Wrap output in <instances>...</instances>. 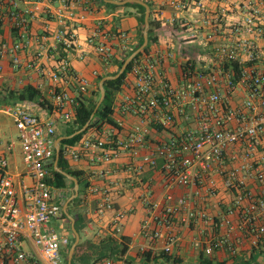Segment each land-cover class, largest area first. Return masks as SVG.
<instances>
[{"label": "crops", "instance_id": "crops-1", "mask_svg": "<svg viewBox=\"0 0 264 264\" xmlns=\"http://www.w3.org/2000/svg\"><path fill=\"white\" fill-rule=\"evenodd\" d=\"M120 1L123 0H76L72 10L74 17L71 21L65 19L67 25L75 27L74 32L77 37V47L67 57L68 66L76 77L85 79L88 83V92L85 94L79 93L75 84L67 86L69 94L76 100L90 99L95 90L96 77L108 70L101 55L95 49V44L97 40L100 41V38L96 37L93 44L88 43L93 33L104 34L106 42L112 45L114 52L120 47L127 49L137 43V9L126 8L123 5H116L119 7L113 9L106 5H115L112 2ZM148 1L151 3L149 9L152 18L160 24V28L156 30L157 42L150 47L149 59L155 64L156 77L168 80L173 86L181 81L184 64L189 62L197 68L214 65L215 48L226 39L237 37L232 33L230 25L242 15L240 8L243 0L218 2L206 0L204 11L194 5L197 0H179L186 4L183 10L171 7L169 0ZM222 7L226 8L227 12L220 21V29L217 30L220 34L214 42L208 41L206 36L211 30L204 21L211 18ZM59 9L60 5L57 2L47 4L45 0H0V134L4 141L0 154L5 155L6 158L14 155V145L19 144L17 130L7 112L11 107L21 105L41 120H53L56 127L54 146L61 138L57 137L66 125L53 108V91L63 88L64 85L51 80V73L57 70L60 51L54 40L55 34L60 29ZM15 13L27 20L26 29L22 33L14 28ZM61 15L68 17L65 11ZM79 16L82 19H79ZM120 33L126 35L125 40L120 39ZM15 45H20L16 51L20 61L18 68H13L12 65L11 51ZM169 53H172V56H168ZM27 86L37 91L39 98L32 101H18V96ZM244 97L245 93L242 89H238L228 97V102L233 107H239ZM133 98L134 77L128 75L121 90L115 94L112 105V118L119 129L104 126L100 135L95 131H89L85 137L101 138L110 133L114 140H124L127 134L139 124L138 116L126 112L129 104L127 102ZM40 99L52 109L49 111L41 107ZM157 118V113L150 117L151 122L146 126L148 128L147 144L139 148L135 155L120 152L112 160L101 163L94 162L90 152L83 154L78 160L65 156L70 170L82 173V182L77 181L76 197L79 196L81 201L76 209L83 214L84 238L81 239L78 234L79 239L72 255V258L75 257L73 262L99 264L106 259L103 256L107 254L103 241L110 237L119 243L125 237L129 239V244L127 252L122 257L129 264H223V262L225 264H264V235L257 244L252 243L253 229L244 225L242 220L247 201L240 204L235 202V192L223 186L222 177L216 171L217 165L213 164L205 177V180H213L216 185L214 195L207 197L205 192L196 188L167 186L165 177L160 172L162 159L157 154H155L157 159L155 167H150L143 162L144 157L153 154V148L156 145L167 141L171 135V130L163 129L157 123ZM186 125H183V122L179 123L175 130L181 131L183 126L190 129L195 127L194 122ZM10 143L12 150L8 153ZM258 151L259 154L255 158L264 159V145ZM233 152H239V150L232 149L228 153V157L222 163L225 169L233 165V162L229 161ZM85 184L88 186L84 187ZM246 187V191L253 197L264 195V185L251 179L246 181ZM93 189L97 191L93 192ZM102 191L108 193L113 209L99 215L96 210L103 198ZM69 192L71 196L73 186ZM55 193V201L62 206L64 214V205L69 199H65L68 190L55 189ZM185 197L194 209L205 210L212 221L191 223L186 227L182 221L184 209L181 208L170 218V226L165 227L161 222L162 210L175 206L179 199ZM229 211H231L230 214ZM116 213L124 214L117 226L113 222ZM223 217H228L232 222L233 230L227 237V244L223 248L214 249L208 255L203 251V247L217 242L226 232V227L218 226L219 220ZM61 219L70 223L67 228L71 231L72 241L73 238L75 241L71 222L66 216ZM260 225L264 223L257 220L252 227ZM158 231L177 238L176 242L170 246L169 253L164 251L165 240L153 238ZM72 241L68 239V244ZM198 242L201 246H196ZM25 244L28 246L26 251H33V247L28 242ZM227 245L231 246L233 253L226 249ZM64 247L61 251L62 257L68 250ZM66 264H68V255Z\"/></svg>", "mask_w": 264, "mask_h": 264}, {"label": "built area", "instance_id": "built-area-1", "mask_svg": "<svg viewBox=\"0 0 264 264\" xmlns=\"http://www.w3.org/2000/svg\"><path fill=\"white\" fill-rule=\"evenodd\" d=\"M204 1L197 0L195 6L204 11ZM218 2L220 0H208ZM58 3V22L60 29L54 36L57 48L60 46L65 55L58 62L57 70L51 73V80L63 84V88L53 91V108L65 123L74 116L77 100L72 97L67 86L75 84L81 94L88 92L85 79L76 77L68 66V55L77 47L75 27L66 24L74 17L73 8L76 0H45L47 4ZM169 5L176 10L186 6L179 0H169ZM242 15L230 25L232 33L237 37L226 39L215 48L214 65L188 69L182 68L181 81L173 86L168 80L159 79L154 73V65L149 56L142 61L143 66L136 65L132 73L134 77V98L127 103L126 112L139 117L135 126L124 140H114L107 133L101 138L85 137L73 147H67L64 155L78 160L83 154L90 152L94 162H108L117 157L120 152L137 154V150L147 144L150 117L157 113V123L165 130H171L167 141H162L153 148V154L143 158L150 167L157 165L155 154L162 159L160 172L164 175L167 186L196 188L205 192V196H213L216 185L213 180H205L213 164L217 165V173L222 177L223 186L235 192V202L247 201L243 214V224L253 229L255 245L264 235V225L252 227L254 222L264 223V195L251 196L246 187V181L251 179L264 185V159L259 157L258 149L264 145V0H243ZM65 11L67 18L61 13ZM227 9L222 7L204 23L210 28L206 36L214 42L220 32V21ZM14 28L24 32L26 18L15 13ZM79 19H82L79 16ZM100 38L95 44L96 51L105 63L114 53L112 45H108L106 37L95 32L88 39L89 44L95 38ZM120 39L126 35L120 33ZM20 45L12 49L13 68H18L20 61L16 51ZM168 56H172L169 53ZM237 63L240 73L236 81L233 71L224 65ZM242 89L244 99L239 107H233L228 102L236 90ZM17 130L20 145L23 172L11 175L8 171L7 158L0 154V264H61L62 247L67 246L68 239L52 227L51 222L62 217V206L55 201L56 193L47 179L49 164L55 156L54 137L55 123L51 119L41 120L25 107L15 105L7 110ZM193 120V121H192ZM195 127L175 130L179 123ZM185 128V129H184ZM0 134V148L3 146ZM233 152L229 161L233 165L225 169L223 161ZM12 145L8 146V153ZM222 167V168H221ZM93 189V192H96ZM199 192V191H196ZM103 198L97 206V214L113 209L108 193L102 191ZM156 207L157 205H153ZM184 209V226L191 223L208 222L212 218L205 210L194 209L188 198L179 199L173 207H167L161 212V222L165 227L171 224L170 218ZM231 211H229V214ZM124 217L116 213L114 224ZM219 227H226L224 237L217 242L203 247L206 254L214 249L223 248L227 244L233 224L228 217L219 220ZM117 228V227H116ZM118 230V228H117ZM153 238L166 241L164 251L170 252V246L176 242L175 236L156 232ZM28 242L33 251H25L24 244ZM196 246H201L198 242ZM226 249L233 253L230 245ZM99 264H129L124 257L115 260H103Z\"/></svg>", "mask_w": 264, "mask_h": 264}, {"label": "trees", "instance_id": "trees-1", "mask_svg": "<svg viewBox=\"0 0 264 264\" xmlns=\"http://www.w3.org/2000/svg\"><path fill=\"white\" fill-rule=\"evenodd\" d=\"M144 3L148 5V7H151V3L148 0H141ZM107 6L115 9L118 8L119 6L112 5V4H106ZM123 7H128V8H134L137 9L138 11V32H137V43L127 49H123L122 47L116 49V51L113 53V55L105 61V66L108 68L106 72L103 74L99 75L96 77L95 81V90L92 94V97L90 99H77V106L75 107V113L73 116V119L69 122L66 123L64 126L63 132L57 137H68L72 135L74 132L80 130L90 119L91 114L93 113L96 104L98 102V99L100 97V91L98 88V83L103 79L104 77L108 76H114L118 73L119 69L121 68L123 62L126 60V58L136 49H138L142 43H143V38H142V31L144 28V13L145 9L144 7L135 4V3H129L123 5ZM149 22V29H148V38H147V45L146 47L137 55L133 58V60L127 65L126 69L124 72L120 75L119 78L115 80H110L106 81L103 84L104 88V99L100 106L98 107L97 111L95 112L93 118L90 120L88 127L81 133L71 137V138H65L60 141V151H59V157L57 160V167L64 173L74 177L79 183L82 182L81 176L82 173L79 171H72L67 165V162L65 160V149L67 147H73L76 144L80 143L84 138L85 135L89 131H95L100 135L101 129L104 126H109L115 129H119L117 123L114 121L112 118L113 114V100L115 94H117L122 86L125 84L126 78L128 75L132 73L133 68L136 65L143 66L142 61L146 59L149 56L150 53V47L154 45L157 42V36H156V30L160 28V24L158 21H154L152 18L151 14L148 19ZM60 49L59 51V57H58V62L60 59L64 58V54L62 52V48L59 46ZM120 51V53H117ZM190 65V69H193V64H190L189 62L184 64L182 68H184V72L188 69ZM233 71L234 79L237 81L239 78V65L237 63H233L230 65H224V70H228V68ZM39 96V93L35 91L32 87L27 86L23 89L22 93L18 96V101H23V100H34L37 99ZM39 98V97H38ZM39 105L47 110H51L52 108L44 102L43 100H39ZM48 184L56 189V190H68V194L65 199H68L70 196V189L73 186V182L66 178L64 175L61 173L56 172L52 168H49V177L47 179ZM88 184H85L84 187H87ZM81 199L80 197H76L75 199L71 200L68 203V214L73 218L74 220V229L77 234H79L84 228H85V222L83 218V214L79 212L76 207L79 205ZM71 206V210H69V207ZM62 217L65 218V215L62 213ZM74 241V238H73ZM72 241V243H73ZM105 243V249L107 251V254L104 255L103 257L106 258L104 260L110 259V260H118L122 256L125 255L128 249V244H129V239L123 237L119 243L113 239V238H108L103 241ZM69 250V248H68ZM68 250L65 252V257L67 258L68 255ZM74 256L70 262V264H73ZM222 264V263H221ZM225 264V262H223Z\"/></svg>", "mask_w": 264, "mask_h": 264}, {"label": "water", "instance_id": "water-1", "mask_svg": "<svg viewBox=\"0 0 264 264\" xmlns=\"http://www.w3.org/2000/svg\"><path fill=\"white\" fill-rule=\"evenodd\" d=\"M113 4L115 5H125V4H129V3H135V4H138L142 7H144L145 9V13H144V28H143V31H142V38H143V43L142 45L136 49L135 51H133L127 58L126 60L123 62L121 68L119 69L118 73L114 76H108V77H104L103 79H101V81L98 83V88H99V91H100V97L98 99V102L96 104V107L93 111V113L91 114L90 116V119L89 121L78 131L74 132L72 135L68 136V137H61L57 140V143L56 145L54 146V149H55V156H54V159L53 161L49 164V168H52L53 170H55L56 172L58 173H61L62 175H64L66 178H68L69 180L73 181V192H72V195L69 197V199L66 201L65 205H64V215L66 216V218H68V220L71 222V230L74 234V237H75V241L74 243L71 245L70 249H69V252H68V264H70V260L72 258V255L74 253V249H75V246L78 242V234L76 233L75 229H74V221L73 219L69 216L68 212H67V204L76 198L77 196V191H78V182L77 180L62 172L58 167H57V160H58V157H59V151H60V141L65 139V138H71L81 132H83L89 125V122L90 120L93 118L95 112L97 111L98 107L100 106V104L102 103L103 99H104V88H103V84L106 82V81H110V80H115L117 78L120 77V75L124 72V70L126 69L127 65L133 60V58L135 56H137L147 45V38H148V29H149V22H148V19H149V16H150V9L148 7V5L146 3H144L143 1L141 0H123V1H120V2H112Z\"/></svg>", "mask_w": 264, "mask_h": 264}, {"label": "rangeland", "instance_id": "rangeland-1", "mask_svg": "<svg viewBox=\"0 0 264 264\" xmlns=\"http://www.w3.org/2000/svg\"><path fill=\"white\" fill-rule=\"evenodd\" d=\"M128 8V7H126ZM14 134V133H13ZM13 156L11 157L10 155L7 156V164H8V171L11 175H15L21 171H23V165L21 162V156H20V145L18 143H15L14 145V151H13ZM71 206L69 207V210H71ZM54 223H52V227L55 228L57 233L63 234L65 237L69 239V241H72V236H71V231L68 230V224L70 223L67 220H62V219H56L53 220ZM84 230V229H83ZM83 230L79 233L80 238H84ZM69 242V243H70ZM72 243L68 244L67 246L64 247V249L70 248ZM23 249L26 251L28 250V246L26 244L23 246ZM61 264H66V257L65 255L62 257ZM73 264H75L73 262Z\"/></svg>", "mask_w": 264, "mask_h": 264}]
</instances>
